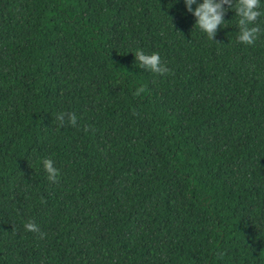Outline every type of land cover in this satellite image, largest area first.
Masks as SVG:
<instances>
[{"label": "trees", "instance_id": "16d2710c", "mask_svg": "<svg viewBox=\"0 0 264 264\" xmlns=\"http://www.w3.org/2000/svg\"><path fill=\"white\" fill-rule=\"evenodd\" d=\"M224 20L213 41L184 0H0V264H264V14L252 45Z\"/></svg>", "mask_w": 264, "mask_h": 264}, {"label": "clouds", "instance_id": "9594fccd", "mask_svg": "<svg viewBox=\"0 0 264 264\" xmlns=\"http://www.w3.org/2000/svg\"><path fill=\"white\" fill-rule=\"evenodd\" d=\"M184 4L187 11L196 17L194 26H198L202 32L207 34L210 40L214 41L218 28H221V25L226 22L224 20L226 12L233 8L236 16L239 17L238 42L252 45L261 34V28L256 24L258 18L264 14L260 10V0H203L202 3H197V0H184ZM193 5H196L195 9H193ZM225 5L228 7L225 8ZM134 55L141 69L159 75L170 72V69L162 63L159 53L146 54L142 50H137ZM144 91L145 88L140 87L133 95L139 96ZM56 119L61 127L66 122L73 127L77 126V116L73 112H61L57 114ZM84 131L87 132L88 128L85 127ZM43 167L47 173V179L51 183H59V169L55 167L54 161L52 159H44ZM41 202L45 203L43 200ZM24 228L28 232L39 233L38 238L40 239H43L46 235L40 232L39 226L32 220L25 222ZM218 255L223 258L224 253H218Z\"/></svg>", "mask_w": 264, "mask_h": 264}]
</instances>
